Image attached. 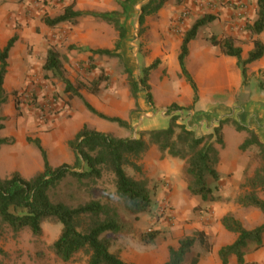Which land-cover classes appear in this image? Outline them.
Wrapping results in <instances>:
<instances>
[{"label": "rangeland", "instance_id": "1", "mask_svg": "<svg viewBox=\"0 0 264 264\" xmlns=\"http://www.w3.org/2000/svg\"><path fill=\"white\" fill-rule=\"evenodd\" d=\"M94 1L0 0V47H4L13 35L19 37L10 54L4 84L8 102L3 107L2 115L6 120L3 121L5 127L0 135L10 143L0 150L1 179L8 178L16 171L30 179L43 169L41 153L34 144L28 142V137H42V144L53 167L63 163L73 165L75 152L69 146V141L75 139L76 134L70 138L60 136L57 131L61 122L81 124V127L87 124L92 129L114 137L137 139L150 129L168 127L171 117L179 114V122L195 130L198 135L211 132L220 121L228 118L248 125L258 135H264L263 59L248 65L247 75L243 77L240 103L248 102L257 108L247 123L240 111L235 115L232 113L230 117L223 115L219 118L216 115L215 118H209L203 115L198 119L190 116L192 106L186 107L184 112L170 111L171 105L175 103L173 101L178 99L176 92L162 88L167 80L174 89L181 84V79L186 80L179 66V55L172 53L173 42L183 39L194 22L206 15H213L214 21L232 22V25L227 33L221 34L217 30L210 32L204 27L201 34L233 36L244 50L248 49L255 37L264 43V32L253 37L247 30L248 25L256 19L257 0L171 1L158 14L147 18L142 33L138 14L147 0H97L98 4H94ZM71 4L83 13L77 22H65L56 27L45 23L46 17H57ZM113 21H120L126 29V36L118 48L120 32ZM164 21H170V24L176 21L177 24L173 28L169 25L162 27ZM162 46L166 48L164 54ZM50 48L60 52L67 77L81 87L85 99L108 116L111 113L120 115L116 117L125 120L129 127L100 118L89 111L83 99L66 93L64 84L44 70ZM94 49H111L115 54H95L92 52ZM157 60V67L149 76V84L151 80L154 84L150 85L152 103L143 89L134 98L128 71L132 73V69H139V74L132 75L137 80L141 79L143 70ZM100 77L104 80L99 91L92 93L89 88ZM196 108H203V105L199 103ZM258 112L259 117L261 114L263 116L258 118ZM223 133L225 147L220 151L221 178L213 184L215 194L221 197L220 201L204 202L201 197L188 191L190 176L182 160L171 157L168 169L158 171L159 161L155 163L152 158L156 156H153L165 160L168 155H163L156 145H152L147 152L151 156L147 158L146 154L139 162L145 169L146 161H149L148 169L144 172L155 193V205L150 212L138 215L129 212L116 195L114 177L109 173H104L103 178L89 190L79 186L73 179L67 180L52 191L51 196L53 200L73 207L91 199L115 206L121 218L128 223L129 230L120 234L108 232L105 237L112 241L111 250L130 264H162L169 256L170 246L178 247L183 237L198 233L203 235L199 237L193 256L200 254L204 259L203 264H223L219 249L237 238L236 234L224 228L222 218L225 215L233 214L247 229L264 224V214L259 209L245 207L235 201L243 193L241 185L245 177L253 175L260 166L259 150L254 146L245 152L240 149L246 134L237 131L232 122L224 124ZM145 139L149 140V136L145 135ZM126 170L130 176L138 178L132 168L127 167ZM259 194L264 199V191H259ZM61 230V223L46 221L43 224V243L47 253L45 264H86L87 256L83 254L71 262H64L53 252L51 246L60 236ZM154 233L155 243H145L143 237ZM34 240L29 229L17 236L10 234L6 239H0V246L7 253L0 255V264H39ZM245 260L249 264H264V246H251ZM236 262V257L232 256L230 264Z\"/></svg>", "mask_w": 264, "mask_h": 264}, {"label": "trees", "instance_id": "2", "mask_svg": "<svg viewBox=\"0 0 264 264\" xmlns=\"http://www.w3.org/2000/svg\"><path fill=\"white\" fill-rule=\"evenodd\" d=\"M182 0H147L141 6L138 17L141 33L146 28L147 18L158 14L169 2ZM256 19L248 25L247 30L253 37L264 32V0H257ZM82 12L75 9V5L66 6L64 12L55 18L46 17L45 23L50 27L65 22H77ZM213 15H206L194 22L187 30L181 44L178 62L182 75L195 91V100L198 96L197 83L187 69L189 44L194 40L199 31L213 22ZM120 32V41L126 36V29L120 21H113ZM18 35H13L4 47H0V131L4 129L2 115L3 107L8 102L5 92V78L9 68L11 51L18 42ZM213 45L220 46L223 54L237 59V65L241 69L242 76L247 75V66L264 56V43L257 37L253 39L254 48L243 57V48L233 36H212ZM95 54L113 55L111 49H94ZM159 60L143 70L141 79H135L130 71L129 85L134 98L141 89L147 91L148 100L152 103L153 95L150 92V72L157 67ZM44 70L52 73L65 86V92L71 97H79L84 100L89 111L100 118L118 123L122 127L129 124L120 117L108 116L98 111L81 92V87L76 86L66 75L60 52L50 48L44 64ZM104 79L101 77L94 81L89 88L92 93H97ZM184 107L174 103L170 111L183 110ZM179 114L170 119L166 128H154L145 131L141 137L118 138L90 128L87 124L76 134L75 139L69 141V146L75 152V163H63L53 167L50 163L48 152L40 138L28 137L29 143L34 144L40 151L43 159V169L30 179H26L20 172L12 173L8 178H0V239L4 240L8 235L17 236L20 232L29 229L34 237L36 259L39 264H45L47 253L43 243V224L46 221L61 223L60 236L52 244L53 252L64 262H71L78 255L87 256L86 264H130L118 253L111 250L112 241L105 237V233H124L129 230L117 208L97 199H91L77 206H69L62 201H55L51 192L57 190L67 180H75L85 190L103 178L104 173L114 177L116 195L120 198L125 208L132 214L138 215L150 212L155 205V193L150 187L149 180L145 176L143 164L139 163L152 145L158 146L163 155L179 159L185 162L186 172L190 176L188 191L201 197L204 202L220 201L221 197L215 194L213 184L221 178L219 165L221 162V149L225 147L223 126L232 122L236 130L246 134L240 149L247 151L250 147L259 150L260 166L253 175L246 176L241 185L243 193L236 198V202L245 207H254L264 214V199L259 191H264V141L249 127L242 125L230 118L220 121L219 125L205 134L198 135L195 130L186 124L180 123ZM149 136V140L145 139ZM7 138L0 135V150L2 146L9 144ZM132 168L138 178L128 174L126 168ZM224 228L237 235L231 244L222 246L219 257L223 264H230V259L235 256V264H249L245 260L246 253L251 246L256 248L264 246V224L253 229H247L243 223L233 214L229 213L222 218ZM203 233L183 237L178 247H169V257L163 264H199L202 259L200 254L193 256L194 248ZM156 234H147L143 240L147 244L155 243ZM0 246V255H6Z\"/></svg>", "mask_w": 264, "mask_h": 264}, {"label": "crops", "instance_id": "3", "mask_svg": "<svg viewBox=\"0 0 264 264\" xmlns=\"http://www.w3.org/2000/svg\"><path fill=\"white\" fill-rule=\"evenodd\" d=\"M93 3L98 4V1L95 0ZM175 23L176 21H173L171 24L170 21H164L162 23L163 24L162 27H166L169 25L171 28H173L175 26ZM208 25L206 26V29L208 31L213 32L217 30L222 34L230 31L229 29L230 26L232 25V22L229 23L226 21H213ZM187 28H189V26H187ZM168 29L169 28H167V35L170 34V31H168ZM203 30L204 28H202L199 31L198 36L190 42L189 55L186 61L187 69L192 75L194 81L197 83V87H198L197 99L195 100L194 89L185 79H181L180 81L181 84H179L178 86L176 85L175 87L176 89H174V87L169 84L168 80L165 81V83H163L162 88H164L165 90L169 88L170 90H173V92H176V96L178 99L176 98L177 100H174L173 102H175L181 107H184L183 110H178L179 112H184L186 107L192 106V110L190 111L191 118L198 119L199 117L200 118L203 117V115L209 118H215L214 116L216 115L219 116V118H222L223 115H226V117H230L232 113H234L233 115H235L236 112L240 111V114H242L243 112V119L245 120V123H247L249 122L250 117L257 110V108H255L256 105L248 102L240 103L241 95L243 93V76L241 73V69L237 65V59L223 54L220 46L213 45L211 43L210 38L214 36V33L201 34ZM241 37L243 39L247 38L245 36H241ZM182 42H183L182 38L180 40H174L172 47L173 55L178 56L180 54ZM162 47L164 49V51H162V54H164L166 48L164 46ZM253 48H254L253 43H251L248 49L246 50L243 49V57L247 58L248 54L250 53V51L253 50ZM262 59L264 60V56ZM131 71L134 75L139 74L140 72L139 69H132ZM150 85L154 86L152 80ZM114 96L118 97V95H114ZM199 103L203 105V108L200 109L196 108ZM241 104L243 107L241 106ZM141 106L145 108V110L147 109L143 105V103H141ZM102 110L106 112L104 109ZM111 116H120V115L111 113ZM262 116L263 114L260 115V117ZM260 117L258 112V118ZM73 119L74 117L72 118V120ZM74 121L75 120H73L72 122ZM59 126L60 127L57 132L59 133L60 136L66 138L67 137L70 138L71 135L77 134L82 128L81 124L72 123L71 125H69V123H63V122H61ZM39 136H41V134ZM258 136L262 141H264V135L263 136L258 135ZM150 154L151 153H148L146 157L148 158L149 157L148 155ZM153 157H155L152 158L155 163L159 161L157 165L158 171H163V170L166 171V169H168L167 166H169L170 164L169 161L172 160L171 157L169 156H167L165 160H161V157L158 158L157 155H154ZM146 162L147 165H145L144 162V165L146 166L145 169H148L149 161ZM203 261L204 259H201L199 264H203Z\"/></svg>", "mask_w": 264, "mask_h": 264}]
</instances>
